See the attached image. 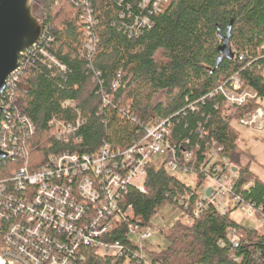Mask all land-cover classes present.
Segmentation results:
<instances>
[{"label": "trees", "instance_id": "obj_1", "mask_svg": "<svg viewBox=\"0 0 264 264\" xmlns=\"http://www.w3.org/2000/svg\"><path fill=\"white\" fill-rule=\"evenodd\" d=\"M140 0H31L32 12L42 23L44 35L19 55L16 81L2 100L11 110L26 115L35 126L32 136H19L27 147L30 167L44 160L49 151L92 153L103 143L126 147L143 135V127L156 118H169L172 144L198 139V124L214 139L237 168V187L253 180L241 194L263 207L264 182L240 163L237 132L232 124L258 106L264 107V0H168L150 15L151 25L136 36L128 27L134 16L148 13ZM91 11L93 21L81 15ZM231 23L230 44L244 59H223L214 68L220 39ZM92 41L93 49L83 46ZM120 74L117 86L113 82ZM237 75L256 97L242 105L229 106L208 93L222 81ZM8 89V88H7ZM2 101V102H3ZM194 104V109L190 108ZM81 121L67 143L55 142L49 121ZM19 163L0 160V178ZM145 193L129 187L124 197L131 205V221L151 225L159 208L173 203L176 193L191 188L170 174L164 165L148 166ZM182 210L190 222L176 220L161 229L168 242L153 254L160 264H252L258 251L264 255V232L242 225L215 206L195 217ZM232 226L241 236L234 261L224 240ZM110 240L129 243L125 226L114 230ZM77 264H124L125 260L82 248Z\"/></svg>", "mask_w": 264, "mask_h": 264}, {"label": "built area", "instance_id": "obj_2", "mask_svg": "<svg viewBox=\"0 0 264 264\" xmlns=\"http://www.w3.org/2000/svg\"><path fill=\"white\" fill-rule=\"evenodd\" d=\"M167 1L140 0L138 6L147 9L148 13L134 16L128 27L129 36H136L144 27H149L150 15L159 12ZM81 19L91 23V11L86 10ZM44 31L43 28L42 36ZM83 48L85 52L91 51L92 41L85 43ZM234 57L243 60L244 54L234 53ZM18 69L19 65L7 77L0 98L3 109L0 112V150L6 152L0 160L8 158L19 163L0 178V264H77L83 258L84 247L127 260L130 264H144L139 245L132 240L126 244L111 241L110 236L124 225L126 237L133 233L143 240L169 227L131 221V205L123 204L129 187L145 193L144 179L154 155L164 156L161 164L170 174L179 172L196 178L194 188L189 186L190 190L178 192L174 197L173 203L181 210L189 209L192 198L195 217L212 205L220 215L230 216V211L240 210L243 215H256L261 223L258 229L264 232L263 207L245 200L241 194L253 185V180L237 187V168L216 140H205L206 132L200 124L196 128L198 139L191 144L188 139L181 144H172L171 120L156 118L144 125L143 135L126 147H113L103 142L92 153L49 151L39 165L31 168L27 147L19 136H32L35 126L26 115L11 110L10 104L2 100L5 91L6 95L10 94L9 86L16 81L14 74ZM119 77L117 74L113 87L118 85ZM213 96L234 106L255 98L256 93L233 75L208 93V97ZM194 107L190 104L191 109ZM237 121L262 129L264 107L254 108ZM80 123L79 119L75 123L50 120L52 139L67 143L75 136ZM206 181L210 184H205ZM240 240L236 229L228 226L224 240L219 243L228 247L234 261L240 259L235 253ZM150 264L160 262L151 261ZM252 264H264V255L260 251L254 254Z\"/></svg>", "mask_w": 264, "mask_h": 264}, {"label": "rangeland", "instance_id": "obj_3", "mask_svg": "<svg viewBox=\"0 0 264 264\" xmlns=\"http://www.w3.org/2000/svg\"><path fill=\"white\" fill-rule=\"evenodd\" d=\"M238 137V146L240 150V163L246 165L249 172L257 176L264 182V127L258 129L240 124L238 121L232 122ZM163 155H154L151 158V166L159 167L163 161ZM181 182L194 188L196 178L194 175L183 174L179 172L172 173ZM135 182H140L135 180ZM205 184H210L206 181ZM230 217L236 222L255 228H260V219L252 215H243L240 210L230 211ZM176 220L190 222L188 216L182 215V210L174 203H166L161 206L153 216L151 223L155 226H171ZM130 240L141 247L142 259L144 264H150L154 253H158L168 245L167 240L159 233H155L147 239L140 240L136 234L129 235ZM124 264H130L125 261Z\"/></svg>", "mask_w": 264, "mask_h": 264}, {"label": "water", "instance_id": "obj_4", "mask_svg": "<svg viewBox=\"0 0 264 264\" xmlns=\"http://www.w3.org/2000/svg\"><path fill=\"white\" fill-rule=\"evenodd\" d=\"M230 30L231 23L224 32L219 29L217 31L220 43L214 68L223 59H234ZM42 34L43 25L32 12L31 0H0V98L7 77L18 68L19 55L37 43ZM2 110L0 105V112ZM5 156L6 152L0 150V159Z\"/></svg>", "mask_w": 264, "mask_h": 264}]
</instances>
